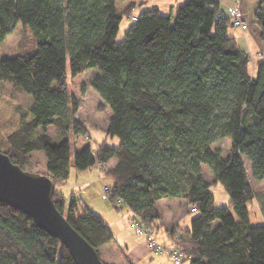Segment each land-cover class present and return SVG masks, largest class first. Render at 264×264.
Here are the masks:
<instances>
[{"label": "trees", "instance_id": "obj_1", "mask_svg": "<svg viewBox=\"0 0 264 264\" xmlns=\"http://www.w3.org/2000/svg\"><path fill=\"white\" fill-rule=\"evenodd\" d=\"M117 1L0 0V48L18 23L37 40L32 51L6 59L0 53V83L32 96L26 108L12 109L0 150L28 171L32 152L62 146L72 126L86 134L71 116L78 104L68 93L66 68L69 60L73 75L97 69L90 85L113 112L107 136L120 142L85 146L76 152V168L98 164L112 182L115 208H129L144 226L157 228L160 200L180 198L195 208L190 228L178 229L190 264H264V224H253L249 212L258 195L235 176L247 160L253 178L264 180V56L252 73L251 56L228 34L218 0H192L176 18L157 7L133 16L135 2L120 12ZM123 14L136 20L118 41ZM255 20L264 40V0ZM50 125L56 137L48 134ZM224 139L230 141L226 154L215 146ZM204 166L228 192L229 206H215ZM70 170L66 160L50 177L54 202L105 264H117L101 256L115 240L108 222L82 199L57 192ZM260 199L264 213V193ZM0 261L76 264L57 238L1 202Z\"/></svg>", "mask_w": 264, "mask_h": 264}, {"label": "rangeland", "instance_id": "obj_2", "mask_svg": "<svg viewBox=\"0 0 264 264\" xmlns=\"http://www.w3.org/2000/svg\"><path fill=\"white\" fill-rule=\"evenodd\" d=\"M137 2V8L132 11L133 16H139L144 10L153 8L157 6L162 14H168L170 11V6L175 3V0H145L146 3H142L144 0H132ZM182 5L186 2L181 3ZM118 9L120 12L123 11L124 2L122 0L117 1ZM127 7V6H126ZM179 9V6L174 7ZM122 9V10H121ZM176 14V13H175ZM177 15H174L176 18ZM133 18L131 15L123 14V19L120 23L117 40L122 41L125 38V32L128 27L133 23ZM236 34L238 42L245 47V42L240 36L237 28L229 26L228 34ZM247 33L249 37L253 36L256 38V30L253 31L252 27H248ZM251 41V52L256 54L258 50L264 49L260 47L258 42L249 38ZM37 40L31 31L29 26H23L22 23H18L12 33L7 35L5 41L2 43L0 48L1 56L4 59L10 58L18 53H24L34 50L36 47ZM98 72L97 69H90L85 72L73 75L70 68V63L68 60L65 80L67 82L68 93L70 97L73 98L78 104L77 116L73 119H79L82 121L86 127V134L81 132H76L73 126L70 128L69 139L62 146H47L44 150H38L32 152V162L27 168L28 172H41L47 174L49 177H53L55 172L59 170L61 164L69 160L71 164L70 176L64 184L57 186V192L65 195L66 199H70L71 196L75 198L82 199L89 205L94 211L99 213L107 222H111L115 240L120 242L122 246L126 244H131L136 239H145L138 236L135 232L134 227V214L133 212L124 207L122 210H117L110 198L106 199L105 192L107 186L112 187V182L110 179L106 178L101 167L96 164L90 168L84 170H78L75 164L76 152L81 151L85 146L91 145L93 149L96 148V144L107 140L111 145L119 144V138H111L107 136L106 125L109 117L112 116L113 112L109 106H105L102 103L105 101L102 99L100 94L90 85V79ZM32 100V96L25 92L20 86H15L11 83L1 82L0 83V144L3 145V135L7 134V122L12 119V109L20 107H27L29 101ZM7 126V127H6ZM48 134L51 137L57 136V130L54 125H50L48 128ZM219 147L224 154H226L230 147V141L224 139L218 141L215 144ZM117 161L113 160L111 165H114ZM243 175L246 180H252V173L250 169V164L247 161L240 163ZM204 174L207 180L211 183V190L214 194V204L215 206H229L230 196L225 190L221 183H216L215 178L208 166H204ZM264 184V183H263ZM169 203H180L177 210L179 215L182 216L183 213H187V219H193L198 213L196 211H191V207L188 205V212L185 200L176 199H163L157 203V206L161 213L167 214L169 211ZM181 212V214H180ZM123 217L127 223L118 220L116 217ZM116 218V219H115ZM172 219V216L169 217ZM117 220V221H116ZM175 220H173L174 222ZM255 223L256 219L252 218ZM184 224V223H183ZM162 229V222H159ZM163 230H165L163 228ZM180 232V231H179ZM134 239V240H133ZM169 239V238H168ZM133 241V242H132ZM113 242V243H114ZM178 241V245L181 246ZM163 246L169 248L164 243L160 242ZM113 251V252H112ZM113 255H112V254ZM115 251L112 246L102 249L101 256L108 263H114L116 257H114ZM172 260V264H176L173 258L169 255ZM182 264H189V261H184Z\"/></svg>", "mask_w": 264, "mask_h": 264}, {"label": "water", "instance_id": "obj_3", "mask_svg": "<svg viewBox=\"0 0 264 264\" xmlns=\"http://www.w3.org/2000/svg\"><path fill=\"white\" fill-rule=\"evenodd\" d=\"M55 191L52 178L22 169L0 150V202L28 215L38 227L57 238L76 264H105L96 249L57 208Z\"/></svg>", "mask_w": 264, "mask_h": 264}, {"label": "crops", "instance_id": "obj_4", "mask_svg": "<svg viewBox=\"0 0 264 264\" xmlns=\"http://www.w3.org/2000/svg\"><path fill=\"white\" fill-rule=\"evenodd\" d=\"M191 1L192 0H175V3H173V5L170 6V9H169L170 12L168 14H172V16L177 15L176 17H179L180 13H182L185 10V8H187L191 5ZM218 1L220 2L221 13L226 15V16L230 15V9L234 5H238L242 9L243 16L248 23V27L249 28L252 27L253 31L256 30V38H255L253 36L249 37L247 30L241 31L239 28H237V30L240 33V36L243 38V40L245 42V47L242 46V44H240V43L239 44L245 50H247L249 52V54L251 56V72L255 73L257 61L259 58L264 56V52L262 50H258L255 55L252 54V52H251V41L249 38L255 39L258 42V44L260 45V47L262 49H264V40L261 38V30H260V28L257 25L256 20H255L256 8H257L260 0H218ZM123 2H124V7L122 9L124 10L126 8V6H129L130 4H132L131 2H135V1L126 0ZM183 2H186V4L182 5L181 3H183ZM135 3L137 4V2H135ZM142 3H146V1L144 0ZM174 5H175V7H177V5H178L179 9L173 8ZM136 6L137 5H135L134 9L137 8ZM155 7H157V6H155ZM233 28H236V27H233ZM231 36L236 37V34H234V32H233ZM236 39H237V37H236ZM237 41H238V39H237ZM245 161H247V160H245ZM109 166H111V163ZM250 169H251V164H250ZM55 174H56V172H55ZM235 176L239 181H241L243 183L244 182L249 183L250 186L252 187V189L258 195L249 204V212H250L251 222L253 224H264V213H263L262 206L260 203L261 202L260 197L264 193V184H263L264 180L263 181H256L253 178V176H252L251 181L246 180V178L243 175V171L241 169L240 164L235 167ZM185 203H186V207H187L186 212H188V210H189L188 204L186 201H185ZM179 204L180 203H176V204L169 203L168 204V207H169L168 211L169 212L167 214L161 213L158 206H157V208L160 212L161 218L156 223L157 228H156V232H155V237L159 243L162 242L165 245H167L168 247H172L174 244V237H171V233L173 231L178 230L180 228H190V226H191L192 219L191 220L187 219V213H183L182 216L179 215V213H178L179 210H177ZM180 214H181V212H180ZM170 216H172V219H169ZM116 218H119L118 220L123 221V223L125 224V228L127 227V223L123 217L118 216ZM252 218L256 219L257 221H255V223H254L252 221ZM173 220H175V221L173 222ZM160 221L162 222V229L160 228L161 225H159ZM108 224L110 225V228H112V226H111L112 224L110 221H108ZM163 228L165 230H163ZM111 230H113V229H111ZM113 234H115V233H113ZM110 246H112L114 251H115L114 257H116L117 259L114 262L117 264H172V260L167 253L157 254V253H154L151 250H149L147 247V242L145 239H143V240L136 239V240H134L133 243L126 244L124 246H122L120 244V242L116 241V243L115 242L111 243L109 245V247Z\"/></svg>", "mask_w": 264, "mask_h": 264}, {"label": "built area", "instance_id": "obj_5", "mask_svg": "<svg viewBox=\"0 0 264 264\" xmlns=\"http://www.w3.org/2000/svg\"><path fill=\"white\" fill-rule=\"evenodd\" d=\"M219 16L225 17L226 15L220 14ZM227 17L229 18L230 26L239 28L241 31H246L248 29V23L243 16L242 9L238 5H234L230 9V15ZM133 19L136 20V17H133ZM105 192L108 194L105 195L106 199H108V197L111 199V191L108 187L105 188ZM192 210L196 211L195 208H193ZM133 224L136 234L146 239L147 247L149 250L157 254L167 253L173 258L176 264H182L185 261V253L182 247L178 245V241L180 240L181 236L179 230H176V233L173 236V246L167 248L157 241L155 237L156 228L154 225L144 226L135 217Z\"/></svg>", "mask_w": 264, "mask_h": 264}]
</instances>
